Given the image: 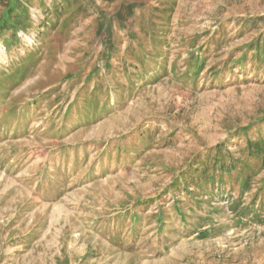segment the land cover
<instances>
[{"label":"rangeland","instance_id":"rangeland-1","mask_svg":"<svg viewBox=\"0 0 264 264\" xmlns=\"http://www.w3.org/2000/svg\"><path fill=\"white\" fill-rule=\"evenodd\" d=\"M263 47L264 0H0V264H264Z\"/></svg>","mask_w":264,"mask_h":264},{"label":"trees","instance_id":"trees-1","mask_svg":"<svg viewBox=\"0 0 264 264\" xmlns=\"http://www.w3.org/2000/svg\"><path fill=\"white\" fill-rule=\"evenodd\" d=\"M256 47H257V46H256ZM256 49L260 50V47H259V48H258V47H257V48H255V50H256ZM263 51H264V47H263Z\"/></svg>","mask_w":264,"mask_h":264}]
</instances>
